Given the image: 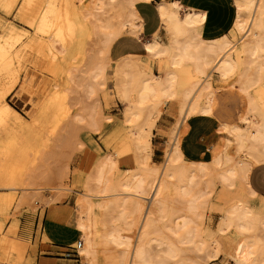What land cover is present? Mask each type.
Segmentation results:
<instances>
[{"label":"bare ground","instance_id":"6f19581e","mask_svg":"<svg viewBox=\"0 0 264 264\" xmlns=\"http://www.w3.org/2000/svg\"><path fill=\"white\" fill-rule=\"evenodd\" d=\"M140 1L154 0H82V9L71 0H0V187L24 192L19 201L0 195V215L13 207L23 214L31 192H52L40 241L76 247L82 264H213L226 228L247 237L233 264H264V196L249 182L264 164V0H235L233 29L214 40L200 35L205 13L162 1V32L148 53L112 62V44L142 32ZM27 63L54 84L40 107L17 102L24 116L8 99ZM224 88L247 96L248 114L242 125L224 126L227 137L211 146L209 162L188 160L181 124L211 114L212 99ZM103 98L118 103L121 119L106 114ZM171 105L177 119L160 128ZM156 130L168 135V144L154 146ZM94 136L109 154H100L74 190L70 157L61 154ZM231 144L234 156L227 153ZM156 148L164 161H153ZM41 151L55 165L53 176L27 172L39 167ZM122 155L133 168L120 169ZM18 176L24 182H15ZM75 191L74 206L58 204ZM209 212L220 214L216 224ZM19 224L15 219L7 236L0 225V264H24L30 242L17 236Z\"/></svg>","mask_w":264,"mask_h":264},{"label":"crops","instance_id":"0c3cea01","mask_svg":"<svg viewBox=\"0 0 264 264\" xmlns=\"http://www.w3.org/2000/svg\"><path fill=\"white\" fill-rule=\"evenodd\" d=\"M162 1L177 2L186 10H196L205 13L204 21L200 27V35L204 40H214L228 34L234 26L237 10L235 0H154L140 1L136 4V11L142 20L140 35L125 33L110 47L109 58L117 62L126 57H141L148 53V44L162 32V20L158 11V4ZM114 103V102H112ZM111 103V104H112ZM249 111L247 96L238 89L224 88L218 91L211 104V114L195 115L181 124L180 147L188 160L196 162H209L211 160L210 148L226 139L225 125H242ZM233 145L228 147L230 152ZM157 150L154 153L156 156ZM153 156V158H154ZM252 189L264 196V164L258 165L249 178ZM40 213L24 220H20L18 237L29 242L35 238L36 225ZM247 243L246 235L233 228L224 229L217 237L216 248L219 253L217 262L229 261L233 263L238 259ZM46 248L65 249L61 243H45ZM47 251H52L48 249ZM62 262V263H61ZM56 264H73L72 260H61ZM65 262V263H64Z\"/></svg>","mask_w":264,"mask_h":264},{"label":"rangeland","instance_id":"374dc122","mask_svg":"<svg viewBox=\"0 0 264 264\" xmlns=\"http://www.w3.org/2000/svg\"><path fill=\"white\" fill-rule=\"evenodd\" d=\"M73 5L76 8L82 9V0H71ZM0 15H2V12L0 11ZM10 23L15 24V19H10ZM15 22V23H14ZM19 27V26H17ZM20 28V27H19ZM3 35V29L0 26V38ZM42 80V82H41ZM54 84L52 79L48 76H41V72L32 69L31 65L29 63L26 64V67L24 68V71L20 73L19 76V84L14 92V94L8 99V102L22 115L25 116L24 111L17 105V102L21 99H24L26 101H30L34 107H40V105L43 102V97L46 96L48 92V87ZM27 94L31 97H25L24 95ZM102 103L103 105L109 106L105 108L106 114H112L116 117L117 120L121 119L123 117L122 108L118 105V103L113 104H107L103 99ZM177 107L174 105L168 106V111L163 115V117L160 119L158 126L160 128H168L170 125H172L176 119H177ZM28 125L33 126L32 120H29L27 123ZM35 125V124H34ZM50 128L46 127L44 130H41V133L44 137L49 136ZM95 141L92 143H84L81 146L76 145L74 142L72 146L67 147L64 149L61 156L64 157H70V169H71V178L68 181V184L71 188L74 190H80L81 188V178L86 173L87 169L91 166V164L100 156V154H109L108 149L107 152L104 153L103 150L100 149L101 143H103V138L101 136H94ZM219 142H222V139H220ZM169 143V137L168 135L161 134L158 130L155 132V137L153 139L154 146H159L161 144H168ZM41 148V146H38ZM97 147V148H96ZM99 148V149H98ZM157 153L156 156H154L153 161L154 162H162L164 161V150L162 148H156ZM40 154L42 155L40 157V163H38L34 168V166L30 167L28 169L29 172H33V175L38 174L40 176L44 175H50L53 176L55 173V165L52 163H48L43 158V152L41 151ZM231 156L235 155V149L234 145L231 148L230 152L228 153ZM32 158H34V153L31 154ZM120 162V169L128 170L133 168V161L130 157L126 155H122L118 158ZM15 182L20 181V183L24 182V177H17L14 179ZM13 181V182H14ZM2 183V181L0 182ZM23 188V187H22ZM24 192L20 188L19 190L13 191L12 189H6L4 187H0V195L1 196H10L15 195L18 199V201L23 196ZM54 195L50 191H45L42 193L37 192H31L30 193V200L28 203V206L30 208L34 207L36 209V212L30 211L28 206L27 210L23 212V214L18 213V210L16 207H13L12 210L4 215H0V225L2 223H5L4 228V236H7L9 233V230L11 229L13 222L15 219L21 220V218L24 216V220H27L28 218H31V216L39 214L40 217L38 220V223L36 225V234L35 238H33L30 241V244L27 246L26 253H25V260L24 264H28L29 262L33 261L35 264H40V261L42 260H49L52 262V264L60 263L61 260H72L73 264H82L84 257L79 256L78 250L76 247H65V249L61 248H46L45 246H42L40 249V235L38 234L39 231H43L45 223H46V216L49 210L47 201L48 199ZM77 197V192H72L66 194L64 199H62L58 204H67L70 206H74L75 199ZM220 218V214L218 213H211L208 214V220L211 221L213 224H216L217 221ZM210 223V222H209ZM2 237V236H1ZM37 249V253L35 254L34 250ZM48 249H51L52 251H47ZM62 263V262H61ZM65 263V262H64ZM31 264V263H30ZM213 264H224L221 262H215ZM233 264V263H231Z\"/></svg>","mask_w":264,"mask_h":264}]
</instances>
